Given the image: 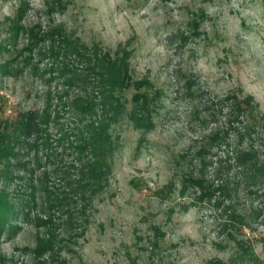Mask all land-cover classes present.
Returning a JSON list of instances; mask_svg holds the SVG:
<instances>
[{
	"label": "rangeland",
	"instance_id": "rangeland-1",
	"mask_svg": "<svg viewBox=\"0 0 264 264\" xmlns=\"http://www.w3.org/2000/svg\"><path fill=\"white\" fill-rule=\"evenodd\" d=\"M54 1L30 0L22 25L44 30L60 24L112 53L125 46L131 50L132 78L146 77L162 91L153 128L139 149L141 132L130 120L125 117L116 127L121 144L109 186L93 205L85 234L74 232L60 259L64 264H241L240 258L248 256L241 255L238 240L250 244L255 257L247 264H264V196L251 195L233 168L232 135L241 123H232L228 145L213 143L207 153L208 160H221L223 167L213 182L209 169L208 178L215 185L228 184L227 194L196 201L193 190L179 192L183 173L197 168L195 155L208 145L206 137L229 128L233 100L221 103L227 95L253 97L251 109L242 104L243 116L255 126L254 143L264 159V0H61L65 9ZM17 5L18 0H0V21L12 16ZM200 8L206 19L195 35L188 20ZM1 26L3 40L8 32L6 23ZM25 38L19 36L17 49ZM11 57L0 51V67ZM32 63L38 64V75L30 66L18 70L19 59L12 61L11 75L0 68V90L7 100L0 113L40 108L44 94L62 86L60 79L47 81V58ZM133 92L132 87L124 91L128 109ZM236 215L243 223L233 228ZM34 235L25 224L15 238H0L7 264H35L24 249L34 245Z\"/></svg>",
	"mask_w": 264,
	"mask_h": 264
},
{
	"label": "trees",
	"instance_id": "trees-1",
	"mask_svg": "<svg viewBox=\"0 0 264 264\" xmlns=\"http://www.w3.org/2000/svg\"><path fill=\"white\" fill-rule=\"evenodd\" d=\"M54 4L65 9L61 0ZM30 8V0H18L14 14L0 21V27L6 23L8 32L5 39H0V51L6 50L12 56L0 68L11 75L15 70L12 61L19 59L18 70L30 66L38 75V64L32 63L33 59L37 58L39 63L47 58L50 75L47 81L60 79L62 86L54 92L47 91L40 108H14L11 115L0 113V238L11 240L25 224L32 226L34 245L24 249L34 263L64 264L59 253L66 240L74 232L78 236L85 234L93 205L109 186L114 155L121 144L116 127L125 117L130 120L141 132L136 147L139 149L153 128L152 115L162 91L154 88L146 77L132 78L131 50L125 46H118L113 53L97 42L91 46L60 24L44 30L25 27L22 22ZM205 19L202 8L192 12L188 25L195 35L201 33ZM23 35L26 42L17 49V40ZM131 87L133 105L128 109L124 91ZM231 99L229 128L222 135L215 131L206 137L208 145H202L195 155L197 168L181 177L182 196L189 189L193 190L196 201H211L217 193L227 194L228 184L215 185L208 178L209 169L213 182L223 167L221 160H208L207 153L213 143L229 144L234 122L242 126L239 130L234 128L232 135L233 168L240 176V184L251 195L264 196V159H260L254 143L255 126L249 125L243 116L245 107L252 108L253 97L246 95L238 100L227 95L221 103ZM6 106V97L0 90V112L5 113ZM233 221L230 224L233 228L236 223H243L238 215ZM236 244L241 255L248 256L240 258L241 264L255 260L250 244L238 240ZM0 264H7L5 256L0 255Z\"/></svg>",
	"mask_w": 264,
	"mask_h": 264
}]
</instances>
